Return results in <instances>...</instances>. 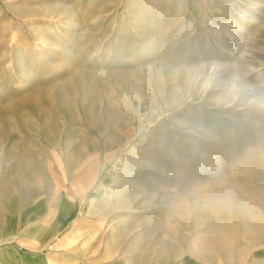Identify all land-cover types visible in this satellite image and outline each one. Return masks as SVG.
Here are the masks:
<instances>
[{"label": "rangeland", "instance_id": "1", "mask_svg": "<svg viewBox=\"0 0 264 264\" xmlns=\"http://www.w3.org/2000/svg\"><path fill=\"white\" fill-rule=\"evenodd\" d=\"M1 250L264 264V0H0Z\"/></svg>", "mask_w": 264, "mask_h": 264}, {"label": "crops", "instance_id": "2", "mask_svg": "<svg viewBox=\"0 0 264 264\" xmlns=\"http://www.w3.org/2000/svg\"><path fill=\"white\" fill-rule=\"evenodd\" d=\"M12 213V212H11ZM14 222H15V217H14V214H10L6 221H5V227L7 229H9L10 231H12L13 229V225H14ZM8 239V238H6ZM16 258L12 256L11 252H8V251H3L1 250L0 252V264H14L16 263Z\"/></svg>", "mask_w": 264, "mask_h": 264}]
</instances>
